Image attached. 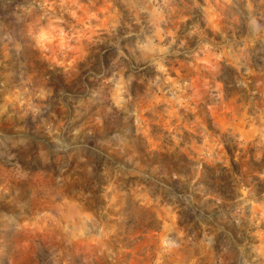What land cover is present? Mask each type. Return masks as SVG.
Wrapping results in <instances>:
<instances>
[{"label":"clouds","instance_id":"9594fccd","mask_svg":"<svg viewBox=\"0 0 264 264\" xmlns=\"http://www.w3.org/2000/svg\"><path fill=\"white\" fill-rule=\"evenodd\" d=\"M105 5L79 29L30 20L28 43L12 41L47 70L0 85V223L26 261L116 264L131 225L144 264H264V0ZM105 41L114 58L93 76L76 53Z\"/></svg>","mask_w":264,"mask_h":264},{"label":"rangeland","instance_id":"374dc122","mask_svg":"<svg viewBox=\"0 0 264 264\" xmlns=\"http://www.w3.org/2000/svg\"><path fill=\"white\" fill-rule=\"evenodd\" d=\"M103 6H106L105 0H0V85H4L5 87L9 86L10 81L14 77L32 71L34 65L43 70H47L45 63L42 60H38L31 48H25L20 57H18L14 51L12 41L19 42L22 47L28 43L26 35L22 34V30L24 33L27 31L25 26L28 21L43 17V20H40L41 24H53L54 21L62 20L64 24H54L53 26H62L67 31L70 26L75 25L76 28L79 29L82 24L88 20L92 12H97ZM73 13L76 14L75 18L73 17ZM92 24H95V21H92ZM109 44L110 41H105L103 44L98 45H89L85 43L81 52L76 53L77 57L83 56L85 52L88 53L87 65L91 67L93 76H98L102 71L101 65L106 67L109 60L114 58L115 50L111 48ZM84 67V64H80L81 70H83ZM60 71V69H56V73L53 75L55 76ZM73 76H75V72L70 70L68 74L69 82H71ZM91 78L92 76H84L77 81L80 84V88L75 91H86L85 84ZM18 123L21 122L18 121ZM91 131L94 133H104V129L102 128L93 127ZM159 132L160 129L153 126V133L156 134V139H161L158 135ZM28 134L36 139L43 138V127L40 126L39 119L36 121V127L31 128ZM9 150L10 149L0 147V152L7 154ZM141 155L147 166L151 167L155 162L160 168L166 171L170 170L169 157L156 154L144 155L143 153ZM25 158L27 159V157ZM0 159H6V155L0 157ZM240 161L241 165L234 164L233 167L239 168L242 166L244 161L243 156L240 157ZM140 170L143 171V168H140ZM158 170L159 169L153 170L154 175ZM210 175L211 173L209 172V176ZM121 179H123V177H121ZM157 179H159L158 175ZM73 182L79 187L91 185L90 181H81L78 174L73 175ZM147 182L151 183V181ZM128 231V243L122 245L116 264H144V261L139 259L143 253L140 251L139 245H135L132 240L135 231L131 225ZM19 243V238L12 237L7 231L6 223H0V255L10 259L11 264H50L46 259V255L41 258V261L35 258L26 261L18 248ZM14 244L17 246L16 248H13ZM68 255L70 257L69 264H81V261L76 258L74 252L70 251Z\"/></svg>","mask_w":264,"mask_h":264}]
</instances>
